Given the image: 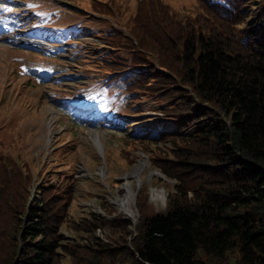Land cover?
Masks as SVG:
<instances>
[{
    "label": "trees",
    "instance_id": "1",
    "mask_svg": "<svg viewBox=\"0 0 264 264\" xmlns=\"http://www.w3.org/2000/svg\"><path fill=\"white\" fill-rule=\"evenodd\" d=\"M199 3L204 11L180 18L162 0H140L130 29L107 31L134 53L129 68L95 79L114 111L132 104L135 78L166 85L156 100L168 130L121 124L138 144L148 140L152 166L174 181L167 208H142L135 235L122 218L88 212L76 222L72 168L69 183L32 194L34 160L0 154V264H264V0ZM98 228L131 240L106 244Z\"/></svg>",
    "mask_w": 264,
    "mask_h": 264
},
{
    "label": "rangeland",
    "instance_id": "2",
    "mask_svg": "<svg viewBox=\"0 0 264 264\" xmlns=\"http://www.w3.org/2000/svg\"><path fill=\"white\" fill-rule=\"evenodd\" d=\"M139 1L0 0V154L34 160L38 173L30 185L32 194L43 184L53 188L69 183L65 172L72 168L76 183L73 200L68 201L71 218L79 222L92 212L105 220L126 219L134 235L144 216L142 208L148 214L164 211L173 192L174 181L152 166L153 147L148 140L140 144L132 140L130 131L169 129L156 100L166 85L157 87L152 74L135 78L132 104L114 111L95 79L103 78L102 72L129 68L134 53L124 45L114 46L107 31L130 29ZM162 5L180 18L204 11L199 0H162ZM149 61L155 67L159 64L154 55ZM117 92L108 90V95L114 98ZM130 107L140 112L132 113ZM123 119L132 121L133 127L123 128ZM171 143L157 147L169 149ZM141 162L139 178L126 180L134 193L126 201L135 214L132 219L114 200L127 199L121 185ZM155 190L164 193L163 201L155 199ZM98 229L95 236L106 244L121 242L123 237L131 240L127 234ZM63 233L66 243L78 236L68 228Z\"/></svg>",
    "mask_w": 264,
    "mask_h": 264
},
{
    "label": "bare ground",
    "instance_id": "3",
    "mask_svg": "<svg viewBox=\"0 0 264 264\" xmlns=\"http://www.w3.org/2000/svg\"><path fill=\"white\" fill-rule=\"evenodd\" d=\"M66 106H68V105H66ZM141 165H142V162L140 163V165L137 164L135 166V168H133V170L126 175V179L123 182V184L121 185V191L124 192V193H128L127 199L125 200L124 197L120 196L118 198H115V200H114V202L116 203V205L118 206V208L120 210H122L123 212H125V214H126L127 217H130L132 219H135V214L133 213L131 207L126 206V201H128L131 197H133L134 196V193L131 190L132 189L131 188V185L126 180L128 178H130V177L139 178V176H140V168L139 167ZM154 197H155V199L161 198L162 201H163V199H165L166 196L164 195V193L159 194V192H157V190H155L154 191Z\"/></svg>",
    "mask_w": 264,
    "mask_h": 264
}]
</instances>
